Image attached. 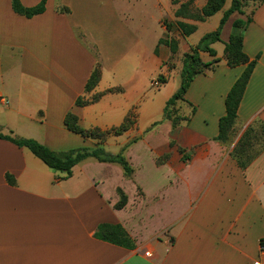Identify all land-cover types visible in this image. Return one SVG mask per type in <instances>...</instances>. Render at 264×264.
<instances>
[{
	"label": "crops",
	"instance_id": "0c3cea01",
	"mask_svg": "<svg viewBox=\"0 0 264 264\" xmlns=\"http://www.w3.org/2000/svg\"><path fill=\"white\" fill-rule=\"evenodd\" d=\"M20 1L25 7L42 2ZM156 1L158 8L170 3ZM119 3L46 0L43 13L27 18L14 11L12 0H0V133L13 132L55 152L92 149L94 140L65 127L68 113L77 115L84 128L107 130L121 125L136 109L140 112L137 123L124 134L128 140L120 153L145 144L156 171L167 175L168 183L151 196L138 183L132 199L121 184L112 181L122 174L126 178L118 164L89 158L73 168L71 177L64 178V173L48 167L29 149L0 138V264H264L260 251L264 240V139L262 146L255 144L249 150L245 168L231 156L249 128H261L264 133V2H249L244 15H232V25L238 18L251 17L243 30V45L249 58L257 60L232 140L223 144L215 138L226 114L227 94L245 66L230 67L221 60L191 84L187 99L197 112L188 124L175 130L167 150L161 152L148 141L155 128L148 135L146 132L156 123L161 104L179 89L182 58L198 43L191 44L177 30L171 32L180 41L178 52L172 54L169 47L159 44L158 36L144 37L138 28L143 31L146 21L133 27ZM205 3L194 0L199 9ZM229 7L222 9L223 14ZM175 10H167L165 18L156 21L165 33L163 21L175 20ZM208 20L184 21L200 26ZM229 38L222 37L224 44ZM215 43L211 48L216 56L200 54L204 62L223 57L225 46L220 52L213 47ZM97 64L101 80L86 93ZM160 74L167 79L164 86L176 78L179 86L157 102L151 88ZM117 88L120 91L106 93L93 104L76 105L80 97L89 99ZM141 118L151 126L139 131ZM134 139L138 140L129 144ZM166 154L170 157L156 165V159ZM135 172L134 168L133 179L128 180L136 183ZM7 174L14 177L15 184L7 181ZM119 188L128 197L122 209L115 208ZM174 197L180 203H171ZM148 203L152 212L144 228L141 209ZM156 221L158 225L152 226ZM102 224L122 225L135 247L127 249L96 238ZM142 230L146 232L141 234Z\"/></svg>",
	"mask_w": 264,
	"mask_h": 264
},
{
	"label": "trees",
	"instance_id": "16d2710c",
	"mask_svg": "<svg viewBox=\"0 0 264 264\" xmlns=\"http://www.w3.org/2000/svg\"><path fill=\"white\" fill-rule=\"evenodd\" d=\"M226 1L227 0H206L205 5L199 9L196 8L194 0H172L174 5H178L174 12L176 22L167 24L166 30L168 34L164 38L160 39L159 44L166 45L170 48L172 54H176L179 49L180 41L178 38L171 35L172 30L175 28L182 38L189 37L197 31L198 26L196 24L187 23L184 20L205 22L208 18L221 11L225 6ZM249 2L263 3L264 0H231L229 9H227L223 14L220 27L216 31L206 34L196 46L191 48L190 52L184 54L182 58L183 66L180 73V87L166 101L163 109L162 121L170 122L173 129H177L188 124L197 112L196 106L187 99L188 90L195 78L199 74L213 69L216 63L224 60L230 67L245 66L243 73L238 77L227 94L225 100L226 114L219 121V134L215 138L216 141L223 144L229 143L232 140L235 133V125L238 119V109L251 75L257 64V60H251L244 52L243 45V30H245L252 21L251 17L247 16L246 19L238 18L233 22L234 30L230 35L229 40L225 43V50L222 58H216L212 62L206 63L202 60L200 54L202 52H208L212 56H216V51L211 48V44L221 40L222 29L234 13H238L240 15L245 14L244 9ZM12 7L17 14L27 18H32L45 11L46 0H42L40 4L34 7H25L20 0H12ZM101 76V67L97 64L86 84V93L92 92L98 86ZM158 80H160L162 85L167 83L166 77L162 74L158 76ZM118 91H120L119 88L110 89L103 93L94 94L89 99L80 97L77 100L76 105L83 107L93 104L99 101L106 93H114ZM181 105L182 107H189L190 111L188 113H182L180 111ZM137 120L138 114L136 109H134L128 113L121 125L103 130L99 127L84 128L80 125L77 115L72 112L68 113L64 119L65 127L69 131L83 137L84 139L94 140L96 142V146L92 149L81 148L67 152H55L36 140L16 137L13 132L8 134L0 133V138L9 140L20 147L29 149L48 167L55 171L64 173V178L71 177L73 174V168L80 162L93 158L99 162L115 163L120 165L123 169L124 176L127 179H132L134 168L124 154H111L107 152L103 146L110 137H118L128 132L136 125ZM157 124H159V122L154 125ZM253 132L254 129L249 128L231 154L232 158H234L242 168H245L250 161L248 153L254 145L252 137ZM137 140L138 139H134L129 144L135 143ZM173 145H175L174 141L171 142V146ZM180 152L184 153L185 151L180 148ZM169 157V154L162 156V158L159 159V165L163 164ZM185 160H187V157L184 158V161ZM6 179L10 184L16 183L14 177L9 174L6 175ZM118 193L120 195V200L115 205V208L122 209L126 206L128 197L120 188L118 189ZM96 238L127 249H133L135 247L132 238L120 224L100 225L96 232Z\"/></svg>",
	"mask_w": 264,
	"mask_h": 264
},
{
	"label": "rangeland",
	"instance_id": "374dc122",
	"mask_svg": "<svg viewBox=\"0 0 264 264\" xmlns=\"http://www.w3.org/2000/svg\"><path fill=\"white\" fill-rule=\"evenodd\" d=\"M169 1H170L169 6H166V4L163 3V1L159 0L160 4L163 3V7L159 6V8L157 6H155L157 4L156 0H120L119 6L122 9L125 8V9H123V10H126V12H124L125 13L124 16L127 19V21L133 27L134 26L138 27V26H140V25H138V23L143 24L146 21L147 27L144 26L143 31H142L141 27L138 28L141 30V32L144 33V37L147 36V39L150 36H155V37L158 36V38H164L168 33H165L161 29V25H159V22H156V21H157V19L165 18L167 10H168V12H173V7H174V9L177 8L178 5L174 6L172 4L171 0H169ZM197 1L202 3L203 0H197ZM230 1L231 0H228L229 3L226 7H229L231 5ZM226 7L224 9H226ZM222 17H223V10L218 12V14L216 16L209 18L208 22H206L205 24H203V25L201 24L200 26H198L197 31L189 36V41L191 42V44L199 43V41L206 34H209V33L216 31L220 27V22H221L220 19H222ZM234 17L235 16H232L230 18V20H228V22L224 25V27L222 29L221 36L225 40L228 39V37L230 36V33L233 32V30H234L233 25H232V21H233ZM175 22H176V19L175 20L166 19L163 21V25L166 27L168 23H175ZM172 32L175 33L176 29L174 28L172 30ZM222 37H221V40L216 42L215 45L213 46V47H216V49L219 51L223 50L224 46H225L224 42L222 41L223 40ZM156 80L160 82V80H158V77H156V79H154L153 82ZM172 81L173 80H171L170 83L165 85V86L160 85L159 87H154L152 85L151 93L153 95H156V96H154L155 101L159 102L160 100L164 99L165 96L170 92L172 87H173V89H174V87L178 88L179 78H176L175 82H172ZM173 83H175V84H173ZM164 106H165V103L163 102L161 104L160 108L158 109L159 114L156 117V123L159 122V124L154 125L155 124L154 123L153 126L150 129H148V131L146 132V134H147L148 132H150L151 130H153L155 128L153 130L154 132L151 133L148 141L152 140L153 145L155 146V148L159 152H161L162 150H167V143L172 139V136H174L176 133L175 132L176 129H173L170 124L161 125L163 122H165V121H162L160 119L162 114H163ZM180 111L182 113L183 112L184 113L189 112V111H187V108L182 107V105H181ZM137 113H140V112L137 110ZM141 115L143 116L142 112H141ZM162 118H163V116H162ZM160 120H161V122H160ZM145 123L146 122H143V119L141 118L139 131L145 130L147 126H149V127L151 126L148 123L147 124H145ZM263 134L264 133H263V130L261 128L259 129V131L254 129L252 137H253L254 145L256 144L255 147H260L263 145V139H264V136H262ZM133 135H135V134H133ZM257 138L259 139V141H257L258 140ZM127 140H128V136H126V135H122L119 137H112L107 141L106 145H104L103 148L111 154H118L121 152V149L124 146L123 144ZM123 154L129 159V161L131 162V164L135 168L136 183L128 180L127 178H122L123 174H122V177L119 175L113 176L112 181H117L119 184H121L124 191L128 194V196L130 198L133 199L134 195H136V188H137V185H139L138 183L143 184L145 186L148 196H151L156 191H158L161 187H164L167 185V183H168L167 182V175L163 176V175H161V173L156 171V166H155L154 162L152 161V159H150V156L148 155V152L146 151L145 144H139L138 146H136L132 149H128ZM160 158H162V157H159L156 159V165H158V166H161V165H159V159ZM152 170H155L156 172L154 173V172H152ZM163 192L167 193V189L163 190ZM138 194H139V196H143L142 190H139ZM159 198L160 197H158L156 199V201ZM156 201H154L153 204H155ZM179 201H181L180 198L174 197V198H172L171 203L177 204V203H180ZM164 203L167 204V200H165ZM151 205H152L151 203H148L147 207L145 205L141 209V216H142V222H143V223H141L142 225L145 224V221L150 216V212H152L151 207H150ZM137 210H139L138 207H137ZM152 216L154 218L155 215L152 214ZM157 225H158L157 221L153 222V224H152V226H155V227ZM143 227L145 228L148 226L143 225ZM144 232H146V230H142L141 234H143Z\"/></svg>",
	"mask_w": 264,
	"mask_h": 264
},
{
	"label": "built area",
	"instance_id": "2783aa9c",
	"mask_svg": "<svg viewBox=\"0 0 264 264\" xmlns=\"http://www.w3.org/2000/svg\"><path fill=\"white\" fill-rule=\"evenodd\" d=\"M152 85L154 87H159L162 84L159 81L156 80V81H154L152 83ZM260 251H261V253H264V240L260 241ZM146 255L149 256V252H146ZM256 264H262V263H261V261H258Z\"/></svg>",
	"mask_w": 264,
	"mask_h": 264
}]
</instances>
